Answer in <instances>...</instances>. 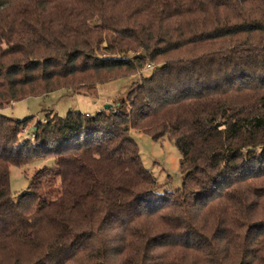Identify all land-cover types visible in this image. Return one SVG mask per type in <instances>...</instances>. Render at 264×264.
Masks as SVG:
<instances>
[{"label":"trees","instance_id":"16d2710c","mask_svg":"<svg viewBox=\"0 0 264 264\" xmlns=\"http://www.w3.org/2000/svg\"><path fill=\"white\" fill-rule=\"evenodd\" d=\"M161 59L116 108L22 142L33 118L2 113ZM132 131L176 145L181 188L161 193ZM47 158L15 199L11 167ZM259 184L264 0H0V264H264V231L242 234Z\"/></svg>","mask_w":264,"mask_h":264},{"label":"rangeland","instance_id":"374dc122","mask_svg":"<svg viewBox=\"0 0 264 264\" xmlns=\"http://www.w3.org/2000/svg\"><path fill=\"white\" fill-rule=\"evenodd\" d=\"M163 61L161 59L157 62H147L144 68L136 74H129L127 71H123L120 75H124L126 78L98 85L93 91L82 90L74 92L62 88L45 96L13 103L11 106L6 107L2 113L7 117L20 120L28 117L33 118L21 132L20 142H22L25 138H33V128H35L37 122L44 123L50 116L65 117L69 111H80L94 115L107 105H111V108H116L118 100L125 98L130 89L136 83H139L143 76H150L151 71L156 69ZM106 75L108 77L110 74ZM132 137L139 146L143 165L156 177L158 183L162 186L161 193L165 189L175 191L181 188L183 185V174L180 169L181 154L176 145L168 139L154 141L150 136L140 131H132ZM54 164V159L47 158L35 159L24 167H11L10 184L13 197L17 199L19 195L27 190L31 179L39 169L54 167ZM258 186L264 188L263 184ZM263 231L264 212L257 211L250 219L249 227L242 234L248 232V234L258 237ZM205 235L211 234L205 233ZM205 235L204 239L207 238ZM121 260L122 258H118L120 263ZM128 260L131 261L130 258ZM124 264H129V262ZM177 264H184V262Z\"/></svg>","mask_w":264,"mask_h":264},{"label":"water","instance_id":"95a60500","mask_svg":"<svg viewBox=\"0 0 264 264\" xmlns=\"http://www.w3.org/2000/svg\"><path fill=\"white\" fill-rule=\"evenodd\" d=\"M111 108V105H107L104 109H110Z\"/></svg>","mask_w":264,"mask_h":264},{"label":"built area","instance_id":"2783aa9c","mask_svg":"<svg viewBox=\"0 0 264 264\" xmlns=\"http://www.w3.org/2000/svg\"><path fill=\"white\" fill-rule=\"evenodd\" d=\"M149 68H151V69H152V67H151V66H149Z\"/></svg>","mask_w":264,"mask_h":264}]
</instances>
